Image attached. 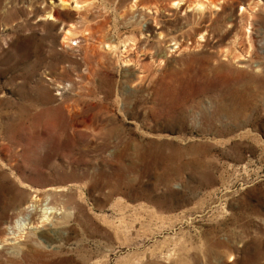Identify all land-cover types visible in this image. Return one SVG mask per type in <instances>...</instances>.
Masks as SVG:
<instances>
[{"label": "rangeland", "instance_id": "1", "mask_svg": "<svg viewBox=\"0 0 264 264\" xmlns=\"http://www.w3.org/2000/svg\"><path fill=\"white\" fill-rule=\"evenodd\" d=\"M57 2L0 0V264H264V0Z\"/></svg>", "mask_w": 264, "mask_h": 264}, {"label": "bare ground", "instance_id": "2", "mask_svg": "<svg viewBox=\"0 0 264 264\" xmlns=\"http://www.w3.org/2000/svg\"><path fill=\"white\" fill-rule=\"evenodd\" d=\"M84 1V0H83ZM206 1V0H205ZM71 2V3H70ZM182 2L183 1H175V2H173V5L174 6H176V5H179V4H182ZM209 3V2H208ZM58 7H68V6H70L73 10H75V11H79V12H81V10L82 9H84L83 7L84 6H82V2H81V0H58V2H57V4H56ZM173 6V7H174ZM205 4L203 3V2H198L197 4H196V8L195 9H197V10H199V11H203L204 10V8H205ZM217 8V7H216ZM48 18L49 19H53V17H52V15H51V13H50V15L48 16ZM75 30V29H74ZM73 32V31H72ZM71 31H65V33H64V36H63V39H62V42L64 43V44H67V45H69L70 43H72L73 42V40H76L75 38H74V35H75V33H74V35H73V33H72ZM84 32V31H83ZM86 32V31H85ZM84 32V33H85ZM83 33V34H84ZM85 35V34H84ZM87 35V34H86ZM80 39V38H79ZM170 98H172V97H170ZM32 207V206H31ZM45 209V208H44ZM49 211V210H48ZM50 212V211H49ZM51 213V212H50ZM49 215L50 214H44V216H43V221H49L50 220V218H49ZM30 217V216H29ZM42 220V219H41ZM42 222V221H41ZM16 224H15V226L14 227H11L10 229H9V235H11V236H13V237H16L17 236V233L19 234V233H24V232H26V231H28V230H31V229H33V228H35V226H34V224L28 219V218H26V219H23V220H18V221H16L15 222Z\"/></svg>", "mask_w": 264, "mask_h": 264}]
</instances>
